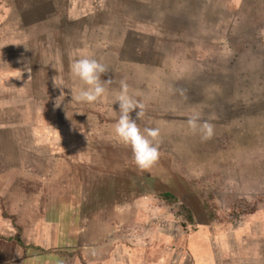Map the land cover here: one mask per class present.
<instances>
[{
  "label": "rangeland",
  "instance_id": "1",
  "mask_svg": "<svg viewBox=\"0 0 264 264\" xmlns=\"http://www.w3.org/2000/svg\"><path fill=\"white\" fill-rule=\"evenodd\" d=\"M29 1L0 0V103L9 92L5 89L6 80L14 82L20 73L1 70L8 67L10 58H20L17 54L21 53L24 32L31 29H34L32 33L39 32V19L30 22L23 18L30 7ZM199 1L201 4L203 0ZM205 1L206 7L198 8L191 7V0H140L141 10L152 15V19H144V12L143 19H90L88 25L80 20L66 30L70 36L75 27L83 31L88 28L89 38L84 34L83 39H77L76 46L88 45L94 48L95 54L104 53L105 56L94 58L108 68V73L101 79L111 78L113 83L104 97L88 106L69 103L55 106L60 115L64 110L77 116L82 114L83 118L78 121L85 136L83 141L75 143L79 148L70 151L61 145L63 150L55 156L49 157L50 152L46 151L45 157H35L38 164L32 162L33 158L28 160L27 156H21L27 160L25 163L20 157H13L16 159L11 165L29 172L24 174L28 183L18 182L15 186L20 192L13 190L11 193L12 186L8 181L0 182L6 189L0 197H8V202H14L16 198L21 200L24 213L38 211L37 216L32 217L36 221L35 232H40L42 219L37 207L44 203L47 209L53 208L52 197L46 194L58 192L53 181L59 175L66 195L72 180L94 191L100 198L96 208L112 212L110 205H115L114 218L105 217V222L111 221L112 229L106 240L110 248L123 245L130 264H264V32H261L264 11L261 7L251 9L249 0H243L236 15L234 9H225L222 3L218 9V5L210 6V0ZM258 1L264 0H250L256 4ZM53 3L59 13V0H53ZM171 3L180 6L172 7ZM177 9L181 12L177 14L180 19L173 16ZM46 10H50L49 17L56 14L50 8ZM205 11L211 15L216 11L220 18L197 19ZM214 20L219 22L215 24ZM23 26L30 30L24 31ZM133 26L136 33L131 32ZM66 40L62 42L66 46L70 41L75 42V38ZM52 45L57 51L61 44ZM34 50L30 53L31 63L37 65L39 51ZM43 74L35 73V76L40 75L41 79ZM45 74L50 81L45 88L53 97L61 94L65 99L71 94L67 70ZM121 79L129 84L130 95L145 106L144 117L137 121L141 130L159 127L161 131L160 159L147 171L136 166L131 168L134 161L130 148L122 145L114 135L119 104L114 103L113 90H119ZM58 83L61 84L57 87ZM34 84L38 86L37 80ZM34 90L38 92L37 87ZM6 106L0 104V110ZM38 109L41 111L43 105L9 104L5 109L8 114L5 119H0V128H8L9 134L17 133L20 128L35 131ZM45 109L48 110V104ZM23 111L28 112L26 117ZM136 111L138 109L130 114L133 119H136ZM195 113L200 114L201 122L208 120L215 126L212 139L202 142L199 134L194 135L188 129L185 121ZM67 121L74 122L72 119ZM67 121L63 119L61 123ZM34 134L28 136L33 139L31 142H39L42 137ZM45 140L47 143L53 138ZM23 154L29 157V152ZM2 171L3 167L0 168ZM130 175L135 176L134 184L129 183ZM34 176L39 177L40 189ZM123 180L125 184L118 186L117 182ZM95 183L98 185L94 189ZM132 187L134 192L140 193L138 196L133 197ZM163 191L174 193L178 203L192 209L195 217L192 226L177 216L174 206H167L157 196ZM18 193L21 194L17 196ZM39 193L46 196L36 201ZM33 194L34 198L30 197ZM55 196L57 198L58 194ZM71 196V199H56L59 217L46 214L44 218L50 222L60 218L63 232L76 228L79 221L85 219L84 230L78 233L79 243H98L100 237H92V217L88 214L77 216L76 211L82 207L75 203L77 192H72ZM204 207L206 211L215 208L211 223ZM16 217L18 222L22 219L20 215ZM93 219L104 220L102 217ZM6 226L10 236L12 226ZM102 228L103 224L99 230ZM1 229L5 231L6 228ZM60 238L58 242H68L65 236ZM22 240L31 245L26 231ZM29 240L32 241V235ZM1 241L0 263L9 257L13 246ZM164 243L165 250L162 249ZM76 258H63V264H79ZM106 260L107 264L117 263L113 257Z\"/></svg>",
  "mask_w": 264,
  "mask_h": 264
},
{
  "label": "crops",
  "instance_id": "2",
  "mask_svg": "<svg viewBox=\"0 0 264 264\" xmlns=\"http://www.w3.org/2000/svg\"><path fill=\"white\" fill-rule=\"evenodd\" d=\"M191 1L193 2L190 4L191 7L197 6L198 8H205L207 4L205 0L201 1L202 2L201 4L199 0H191ZM29 2H31L30 7L28 8L26 12H24L23 18L28 19V20L30 19V22H31V19H39V23H38L39 27H37L38 28L37 31L39 32L32 33V30L34 29L30 30V28L28 27L27 28L25 27L24 29V26H23L24 31L25 30H30V31L28 32L25 31L26 33L23 31L24 34H26V36L21 41V45H22L20 49L21 53L19 55L17 54V56H20V58H15V59L10 58L9 63H7L8 67L1 70L5 72L7 71L16 72L18 70L22 72V76L20 73L19 75L17 74L18 76L17 75L15 76L17 77V79L14 82L6 80L5 89L6 91L8 90L9 92L8 94L5 95L6 98H4L0 104L7 105L6 107H4L5 109L6 108L8 109V105L13 104V103H17V105L18 104H21V105L23 104L24 105L42 104L43 109L41 111H39L38 109V112L36 115L38 117L36 118L38 124L36 125L37 130L35 129V131H33L32 129H28V131H25V130L23 131V129L20 128L19 130L17 129L18 130L17 133L15 132V133L9 134L8 132L10 131L8 128L7 129L0 128V157L3 156V159L1 158L2 160H0V168L3 167L2 173L0 172V182L5 183L6 181H8L7 183L10 184L9 186H12L10 188L12 190L11 191H9L10 189L8 190L11 193L13 190L20 192L19 189L16 188L15 184H17L18 182L19 183L22 182V184L28 183L27 175H24V174L29 173V172L25 173L24 171L19 169L17 165L16 166H14V164L11 165V163L14 162L16 159V158L13 159V157H20V159H22L21 156L22 157L27 156V159L33 158L32 162L38 164L39 161H35L34 158L36 157L37 159H39L40 157H45L46 156L45 153H47L46 151H48V153L50 152V154L48 155L49 157H52L53 155L55 156L59 152H61V150H63L61 145L65 146L64 149H69L70 151H73L79 148L78 146L76 148L75 143H78V141L84 140L85 134L82 132L83 127L79 124V121H78L83 118L82 114L81 116L79 115L77 116L76 113L74 112L72 113L70 112V110L66 111L63 109L64 111L61 112V115H60L59 114L60 112L57 111L58 108L55 106L57 104H62V103L87 105V103L77 102L76 100L73 99L74 94L78 93V91L82 87V84L77 78H74L72 76L71 70H70L71 63L75 59H78L77 56L78 57L79 56L80 57L89 56L91 58H94L95 56H100V55L105 56V54L104 53L95 54L94 48L93 47L91 48L88 45H87L88 48L76 46L77 39L78 40L83 39L84 34L87 38H89V32L87 30L88 28H86L85 31H83V29H79V27L76 25L78 28L75 27V30L70 32V36L66 34L67 32L66 30H69V27H73L75 23L79 22L80 20H83L81 23H84L85 21L88 25V21L90 19H93V20L95 19V21H97V19H143L144 12H145L144 19H152V15L149 16V14H147L146 11L143 12V10H141L140 0H59V6H58L59 13L56 12L57 8L55 7L53 0H30ZM221 3L224 5L225 9H229V8L234 9L237 15L238 13L237 10L241 7L243 0H210V6L217 7L218 5V9H220ZM249 3H251L250 4L251 9L261 7L262 10L264 11V1H261V2L258 1V3L256 4V3L250 2L249 0ZM174 5L176 4L171 3L172 7ZM192 5H195V6H192ZM179 6L176 5V7H179ZM48 8L52 9L56 14H53L54 16L49 17L48 14L50 13V10L44 11L45 9H48ZM179 11H180L179 9L175 10L174 13L176 14L173 15L175 16V19H180V17L177 15L181 13ZM236 17L237 16H235V18ZM207 18L209 19L218 18L219 19L220 16H219V13L218 15H216V11H214L212 15L209 11L208 13H206L205 11L202 13L201 17L197 19H207ZM44 19H49V20L46 23L41 22ZM51 19H56L57 23L56 21H52ZM262 19H264V15ZM218 22H219L218 20L217 21L214 20L213 23L216 24ZM63 27L65 28L64 31H63ZM132 30L133 31L131 32L136 33L134 26ZM71 37L75 38V42L70 41L72 39ZM65 40L66 42L70 41L68 46L62 43ZM52 43H58L59 45L61 44L60 48L57 51H54V47L56 44L52 45ZM13 48L14 47H12V49ZM34 49L39 51L38 52L39 61L37 62V65H34L33 63H31L30 53L35 51ZM66 64H68L69 67H64ZM64 69L69 72L68 84L70 85L71 94L68 97L65 96L64 97L65 99H62L61 94L53 97L50 91L46 90L45 88V86L47 87V85L50 83L49 78L47 77L45 73L50 72V71H54V72L63 71ZM35 73H44V74L41 76V79H40L39 77L40 75L35 76ZM35 80H37L38 86L34 84ZM60 84L61 83H58L56 84V86L58 87V85ZM34 87L35 88L37 87L38 92H36L37 90L36 91L34 90ZM46 95L47 97H45ZM47 104H48V110L46 111L45 105ZM4 108H1L0 110L1 120L5 119L6 115L8 114V111L5 110ZM27 113L28 112L23 111V116L26 117ZM63 119L65 121L72 119L74 122L67 121V122L61 123ZM10 130L12 131V129ZM34 132L37 133L36 135L38 136V138H39V135L42 137L40 140L41 142L40 141L33 142V143L31 142V140L33 139L29 138L28 136L30 137L34 136L35 135ZM18 136H20V138H17ZM13 137H15V141H13ZM48 137L50 139L53 138V141L48 140ZM45 138H47V140L50 141V143L48 141L47 143H45L46 142ZM40 145H43V146L41 147ZM46 145H49V146L47 147ZM23 152H29V157L26 154L24 155ZM9 153H12V154L8 155ZM32 153H34L35 156ZM22 160L24 161V163L27 161L26 159H22ZM131 168L135 169V164L132 165ZM135 174L136 173L134 172V175ZM139 175H140V172H139ZM73 176L76 178L75 175ZM29 177L31 178V176ZM130 177L132 180H129V183L134 184L136 182L135 176L130 175ZM34 180L37 183L39 182L37 186H38V189H40L39 177L34 176ZM53 182H55L53 184L55 185V187L57 186L58 192H54L53 194H46L47 196H50V198L52 197L51 200L53 202V208L47 209L44 203H41L42 205L37 207L38 209H40L41 211L40 216L42 217L41 224L39 225L41 226L40 232L34 231V224L36 221L32 220L33 215H35L34 217H36L38 211L37 212L34 211L33 213L35 214L33 213L31 214L29 212L24 213L25 206L22 205V203L20 202L21 200L16 198L15 200H13L14 202H10V201L8 202L7 201L8 197H5V198L0 197V206H1V203L4 204L3 202L6 201L5 210L9 215H14V216L20 215L22 217V219L21 218L19 219V222L16 217L17 223L22 228L21 240H22L23 233L26 231V235L28 236V241L31 242V245L35 247L38 246L41 248V251L31 252L29 254L21 255L17 253L16 251L17 249L15 248V245L13 242H4L2 240L1 242H4L9 246H11L10 244H13V246H11L12 252L9 255V257H7L6 260L4 262H1L0 264H50L52 263V261L55 264H63V261H64L63 258L72 259L75 257H77L76 259L78 260L79 264H81V260L79 259L80 254H81L80 257L85 262V264H107L106 259L108 258L110 259L112 257L114 258V261L117 262L116 264H130L131 263L130 257L128 256L129 258H127V254H124L125 247L119 244V245H115L114 247H112L113 248L112 249L109 246V242H107L106 240L112 229L110 227L111 221L109 220L105 222V217L107 218L109 216H112V219L114 218L113 216L115 215V211H114L115 205H110V209H113L112 212L114 213L110 211L106 212L105 211L106 208H100V207L96 208L95 205L98 203V201H100V198L94 194L93 190H90L91 188L90 189L88 188L89 186L83 187L82 185H78L76 184V182L70 180L69 194L66 195V193H63L62 179L59 175H58L57 180ZM125 182L126 181L124 180L123 182H120V183L117 182V185L118 186H120V184L124 185ZM4 183L2 185L0 184V196L3 195V191H6V189H3V186H5ZM72 183H73V186H72ZM107 183L109 185V181H107ZM112 183L116 185V182H112ZM97 185L95 183L94 185H92L93 186L92 188L94 189L97 188ZM116 188L119 189L117 186ZM133 189L134 187L130 189L132 193H134ZM15 191H14V194H15ZM74 191H76L78 195L75 203L76 205L82 207V209H78L76 211V215L85 217V215L88 214L90 217H92L91 218V221L93 224L92 231H94V234H92V237L93 239L100 237V240L98 241V243L96 242V244L94 241H92L89 244L79 243V240L77 239L79 235L78 233L84 230L82 227L84 226L85 219H82L81 221H79L76 228H69L66 232L65 231L63 232L60 228V222H61L60 218L52 222H50V220L47 221L44 218L46 214L55 216L57 213H60V211L56 212L57 211L56 199L57 198L58 199L67 198V197L68 199H71L72 192ZM112 192L114 191L112 190ZM19 194L21 193H18L17 196H19ZM44 194L39 193L38 196L35 198L36 201H39L38 199H40L41 197H45L46 195ZM55 194H58L57 198ZM137 194H140V193H137ZM34 195L35 194L30 195V197L34 198ZM27 214H29L30 216L27 217ZM94 217H96L97 219H100L102 217L104 220L94 221L93 219ZM1 221L5 225L3 223L1 224ZM0 224H1L0 228L1 227L6 228L5 231L4 229L0 230L1 236L12 237L14 235L15 229L11 227L12 226L11 222L8 219H4L1 216V207H0ZM6 224H9L11 227L10 228L11 230L9 232L10 236H8L9 234L8 232H6L8 229ZM101 224H103V228L99 230V226ZM29 232H32L31 234L32 241L29 240L31 236ZM198 232L199 230L196 231V234H198ZM62 236H65L68 242H61V243L58 242L59 241L58 239H61L60 237ZM22 242L26 246L30 245L23 240ZM164 242L166 243V241ZM59 243L60 245H58ZM165 243L162 247V249L164 250H165ZM176 245L179 246L180 244L178 243ZM59 251H65L68 253H77V254H75L74 256L55 255V253ZM49 254H52L53 259L47 260L45 258ZM84 254H88V255L84 256ZM1 255L3 254L1 253ZM159 256L160 255H157L156 257H159Z\"/></svg>",
  "mask_w": 264,
  "mask_h": 264
},
{
  "label": "clouds",
  "instance_id": "3",
  "mask_svg": "<svg viewBox=\"0 0 264 264\" xmlns=\"http://www.w3.org/2000/svg\"><path fill=\"white\" fill-rule=\"evenodd\" d=\"M264 32V29L261 30ZM71 74L77 78L82 87L73 99L77 102L93 104L104 97L113 79L102 80V75L108 73L107 66L95 58L82 56L75 59L70 66ZM18 71V70H17ZM20 72L22 76V72ZM114 103L119 104V118L113 125L114 135L125 147L130 148L135 166L141 171L152 169L160 159L159 142L161 131L159 127H146L143 130L137 121L144 115V104L130 95V86L125 79L119 81V90H113ZM136 111V119L130 115ZM192 134H199L202 142L213 138L214 125L208 120L201 122L199 113H195L185 121Z\"/></svg>",
  "mask_w": 264,
  "mask_h": 264
},
{
  "label": "trees",
  "instance_id": "4",
  "mask_svg": "<svg viewBox=\"0 0 264 264\" xmlns=\"http://www.w3.org/2000/svg\"><path fill=\"white\" fill-rule=\"evenodd\" d=\"M247 2V0H245ZM133 197L138 196L137 193H133L132 194ZM157 196L167 205V206H174L175 210H176V214L177 216L181 217L183 219V222L188 225V226H192L194 224L195 221V217H194V213L192 211V209L190 207H187L183 204L178 203V198L177 196L172 193V192H168V191H163L157 194ZM1 216L4 219H8L11 224L12 227L15 229V233L12 237H4L0 235V240H3L5 242H13L15 247H16V251L17 253L23 255V254H29L31 252H38L41 251V248L38 246H26L22 240H21V234H22V228L21 226L17 223L16 220V216L14 215H9L6 210H5V205L1 203ZM205 213L208 217L209 222L211 223L213 221V218L215 217V208H213L211 211L208 210L206 211L205 207H204ZM185 224H181L182 227H186ZM77 253H68L65 251H59L56 252L55 255H62V256H74ZM47 260L49 259H53L52 254H49L48 256L45 257ZM81 264H85V262L83 260H81Z\"/></svg>",
  "mask_w": 264,
  "mask_h": 264
}]
</instances>
